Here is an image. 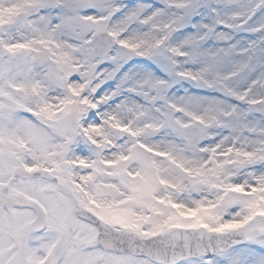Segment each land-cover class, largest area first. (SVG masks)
Returning a JSON list of instances; mask_svg holds the SVG:
<instances>
[{"label":"snow or ice","instance_id":"obj_1","mask_svg":"<svg viewBox=\"0 0 264 264\" xmlns=\"http://www.w3.org/2000/svg\"><path fill=\"white\" fill-rule=\"evenodd\" d=\"M0 264H264V0H0Z\"/></svg>","mask_w":264,"mask_h":264}]
</instances>
